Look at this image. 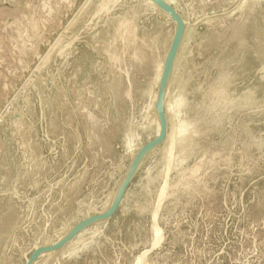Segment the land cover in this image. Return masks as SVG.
<instances>
[{"label": "rangeland", "instance_id": "rangeland-1", "mask_svg": "<svg viewBox=\"0 0 264 264\" xmlns=\"http://www.w3.org/2000/svg\"><path fill=\"white\" fill-rule=\"evenodd\" d=\"M106 1L0 0V264L103 212L154 136L174 23ZM165 1L166 136L111 219L35 264H264V0Z\"/></svg>", "mask_w": 264, "mask_h": 264}, {"label": "water", "instance_id": "water-1", "mask_svg": "<svg viewBox=\"0 0 264 264\" xmlns=\"http://www.w3.org/2000/svg\"><path fill=\"white\" fill-rule=\"evenodd\" d=\"M157 9L166 14L174 23V32L170 41L168 51L165 55L162 70L158 82V91L153 105L154 115L158 123V131L152 139L143 144L133 155L128 166L123 172L109 206L101 213L87 216L71 226L63 235L50 245L38 246L32 250L25 264H35L37 260L47 254H57L76 235L90 226L106 222L116 213L123 195L134 177L135 173L145 158L156 149L166 136V119L164 114V102L172 72L173 63L178 52L184 33V20L175 9L165 0H150ZM11 104L8 105L10 107Z\"/></svg>", "mask_w": 264, "mask_h": 264}, {"label": "bare ground", "instance_id": "bare-ground-1", "mask_svg": "<svg viewBox=\"0 0 264 264\" xmlns=\"http://www.w3.org/2000/svg\"><path fill=\"white\" fill-rule=\"evenodd\" d=\"M89 1V0H88ZM109 1L110 0H107L105 3H102V5H101V9H104V10H107L108 9V3H109ZM48 55H49V53H47ZM47 57V55L45 56V58ZM45 58H44V60H45ZM42 64V63H41ZM173 68V67H172ZM160 70H162L161 69V67L158 65V68H157V72H156V76H155V79H157V77L159 78L160 77ZM155 81V80H154ZM155 102V101H154ZM155 116V115H154ZM155 120V123H156V131H155V133H157V131H158V123H157V121H156V118L154 119ZM155 133H154V135H155ZM109 206V205H108ZM136 264H139V261H137V263Z\"/></svg>", "mask_w": 264, "mask_h": 264}]
</instances>
